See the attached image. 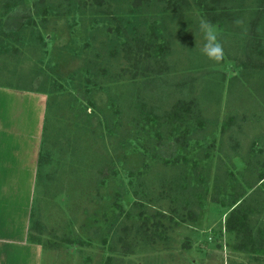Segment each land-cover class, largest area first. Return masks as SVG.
Listing matches in <instances>:
<instances>
[{
	"label": "rangeland",
	"instance_id": "obj_1",
	"mask_svg": "<svg viewBox=\"0 0 264 264\" xmlns=\"http://www.w3.org/2000/svg\"><path fill=\"white\" fill-rule=\"evenodd\" d=\"M22 1L32 29L19 45L8 42L18 54L0 51V88L47 102L30 225L40 264H264V255L236 250L238 239L225 229L230 196L247 198L264 172V0L217 7L188 0L174 13L159 0L138 9L132 0ZM12 2L0 0V15ZM202 20L215 29L220 61L200 52ZM139 37L152 42L139 58L156 71L159 63V73H124V51L136 50ZM100 69L118 74L116 81ZM177 101H195L202 119L183 145L166 134L169 126L141 120L163 116ZM178 131L184 128L176 127V138ZM39 153L45 163L37 171ZM256 206L254 231L264 225V203ZM188 210L195 222L186 220ZM143 218L151 230L159 221L153 240L139 230Z\"/></svg>",
	"mask_w": 264,
	"mask_h": 264
},
{
	"label": "crops",
	"instance_id": "obj_2",
	"mask_svg": "<svg viewBox=\"0 0 264 264\" xmlns=\"http://www.w3.org/2000/svg\"><path fill=\"white\" fill-rule=\"evenodd\" d=\"M45 99L32 91L0 88V264L41 263V248L28 236Z\"/></svg>",
	"mask_w": 264,
	"mask_h": 264
},
{
	"label": "trees",
	"instance_id": "obj_3",
	"mask_svg": "<svg viewBox=\"0 0 264 264\" xmlns=\"http://www.w3.org/2000/svg\"><path fill=\"white\" fill-rule=\"evenodd\" d=\"M152 0H132L131 5L134 9H138L144 6L149 5V3ZM160 2L166 3L167 7L170 9L171 12H176L180 11L182 9L188 8L190 6L188 0H159ZM93 4L97 6H102L103 0H92ZM221 0H210V5L212 7H217ZM42 3V2H40ZM22 0H16V2L8 3L5 7L7 8L5 12H2L0 15V51H4L5 53H10L12 52L13 55L18 54V50L16 46L10 45L8 42L12 41V37L16 38L17 45H19L22 40H23V31L27 28L32 29V20L29 19H24L23 17V11L24 6ZM213 10V9H212ZM13 11L16 15H9ZM21 13L22 15H19ZM44 13V12H42ZM6 17V19H4ZM7 22V23H6ZM6 24V25H5ZM5 25V26H4ZM38 38L41 40L40 36L38 35ZM21 40V42L19 41ZM134 40V47L136 50H132L130 47H127V49L124 51L125 52V57L127 58V62L129 63L128 65V71H124V73L129 74L131 76H135L137 72L139 71H145V73L149 74H156L161 71V68L163 69V66H157L156 62V68L158 69L157 71L151 64H143L144 59L141 60L139 56L142 54L145 56H148V52L151 50L152 47V42L150 40L145 42V40H142L140 37L138 39H133ZM44 43V42H43ZM146 46V49L144 50V47ZM143 47V49H141ZM159 52H163V47L158 46L157 49ZM166 50L164 46V51ZM114 54V53H113ZM144 57V56H141ZM154 65V64H153ZM156 71V72H155ZM100 76L104 77H113L112 81L110 82H115L116 77L118 74L112 75L111 73L107 72L104 69H100ZM99 74V73H98ZM89 81L86 80V84H88ZM53 87L55 89H59V85L53 84ZM89 91L86 89V93ZM144 104L140 106V114H142ZM46 110H47V102H46ZM48 113V112H46ZM141 120L145 122H149L151 124V127L157 126L158 129L162 125H167L169 126V130L166 133L167 135L170 136L171 140H173V143L175 142L176 144L183 145L186 139L188 138L189 135V127L191 124H196L197 126H201L202 124V119H201V112L198 108V104L195 101H177L171 108L170 110L164 114L163 116L160 117H155L153 116L151 119L149 116H144ZM46 121V117L44 119ZM176 127L180 129L181 127L184 128V131H178L179 136L176 138L174 136V131H176ZM45 128V127H44ZM45 130V129H44ZM159 132L158 130L155 132L154 136L159 137ZM160 140V139H159ZM79 142H76V145ZM159 142H157L158 144ZM40 153H42L40 151ZM39 153L38 158V164H37V171L41 169V166L45 161H43V154ZM82 154H79V157ZM166 163V162H165ZM174 163H177V160L174 161ZM262 168L264 169V163L262 164ZM255 183L259 184L257 188L254 189L253 185L249 186V189H254L251 194L240 201L241 195H231L230 196V204L229 206L232 207L230 210L226 220H225V229L229 233H233L235 237L238 239L235 249L239 251H252L256 254L264 255V225L262 228L257 229L254 231V229L249 225V216L251 214H256V211H260L261 203H264V172H259L257 175ZM213 202H217L215 198H212ZM259 208H257V206ZM257 209V210H256ZM32 213L30 212L29 216V223L31 225V220H32V214H33V209ZM30 210V211H31ZM158 218H164V215H160L159 213H156ZM140 217H142V213H140ZM186 220L190 222H195L196 215L194 212L188 210L186 212ZM185 218H180L179 221L183 222ZM147 219L143 218L142 220V225L139 228L141 231L143 238L145 240H153L155 235L157 234V227L160 225L159 221L150 224L154 225V230H151V228L148 227L147 225ZM156 231V232H155ZM29 240L32 242L31 235L28 236ZM34 243V242H32ZM112 258H107L104 264H110L112 261Z\"/></svg>",
	"mask_w": 264,
	"mask_h": 264
},
{
	"label": "clouds",
	"instance_id": "obj_4",
	"mask_svg": "<svg viewBox=\"0 0 264 264\" xmlns=\"http://www.w3.org/2000/svg\"><path fill=\"white\" fill-rule=\"evenodd\" d=\"M199 31L203 40L201 54L214 62L223 59V49L217 41L214 27L208 21L202 20L199 24Z\"/></svg>",
	"mask_w": 264,
	"mask_h": 264
}]
</instances>
